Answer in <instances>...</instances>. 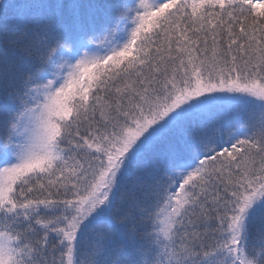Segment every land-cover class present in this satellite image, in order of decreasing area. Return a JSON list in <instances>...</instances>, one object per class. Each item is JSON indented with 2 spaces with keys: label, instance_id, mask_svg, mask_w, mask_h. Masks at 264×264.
I'll use <instances>...</instances> for the list:
<instances>
[{
  "label": "snow or ice",
  "instance_id": "snow-or-ice-1",
  "mask_svg": "<svg viewBox=\"0 0 264 264\" xmlns=\"http://www.w3.org/2000/svg\"><path fill=\"white\" fill-rule=\"evenodd\" d=\"M0 264H264V0H0Z\"/></svg>",
  "mask_w": 264,
  "mask_h": 264
}]
</instances>
